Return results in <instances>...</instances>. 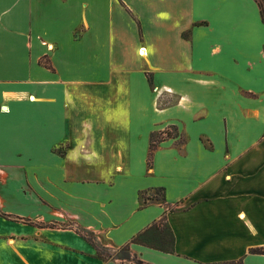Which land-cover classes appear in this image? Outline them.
Here are the masks:
<instances>
[{"label":"crops","instance_id":"0c3cea01","mask_svg":"<svg viewBox=\"0 0 264 264\" xmlns=\"http://www.w3.org/2000/svg\"><path fill=\"white\" fill-rule=\"evenodd\" d=\"M261 8L0 0V264H264Z\"/></svg>","mask_w":264,"mask_h":264},{"label":"trees","instance_id":"16d2710c","mask_svg":"<svg viewBox=\"0 0 264 264\" xmlns=\"http://www.w3.org/2000/svg\"><path fill=\"white\" fill-rule=\"evenodd\" d=\"M261 18H262V21L264 22V11L262 8H261ZM138 27H139V24H138ZM44 60L45 59H41L40 64L45 66L48 69H52L51 66H49L48 62ZM146 78H147L149 85H152L151 75L146 74ZM173 135H176V134H173L172 131H170V129L160 130V131L151 133L150 138H149V147H148V154H147V169H151L152 167L153 155L158 145L162 141L166 140L167 138ZM148 198L149 197L145 199L142 198V199L145 202ZM130 244L142 245V246H145V247H148L154 250H158L164 253H170V254L173 253L174 252V236H173L171 229L165 223V213L158 221L153 222L151 226L146 228L144 231L139 232L136 235H134L132 239L130 240V243L120 248L119 252H117V255L115 256L120 259H128ZM249 252L250 254L264 255V247L251 249ZM226 264H243V263L242 261H237V262H229Z\"/></svg>","mask_w":264,"mask_h":264},{"label":"rangeland","instance_id":"374dc122","mask_svg":"<svg viewBox=\"0 0 264 264\" xmlns=\"http://www.w3.org/2000/svg\"><path fill=\"white\" fill-rule=\"evenodd\" d=\"M172 98L169 99V101H171ZM165 101H161V104H164ZM167 130V128H163L162 130ZM172 133L174 134V132L172 131ZM142 198H147V197H153L155 198L158 202H162V194L161 192H158V191H151V192H147V193H143L142 195ZM57 225V224H56ZM52 226H55L54 224H52ZM86 239V238H85ZM119 252V251H118ZM117 255V253L114 254V256Z\"/></svg>","mask_w":264,"mask_h":264},{"label":"built area","instance_id":"2783aa9c","mask_svg":"<svg viewBox=\"0 0 264 264\" xmlns=\"http://www.w3.org/2000/svg\"><path fill=\"white\" fill-rule=\"evenodd\" d=\"M115 258L118 259V262L120 264H143L139 261H136V259H131L130 255H129V258L128 259H120L118 257L115 256Z\"/></svg>","mask_w":264,"mask_h":264}]
</instances>
